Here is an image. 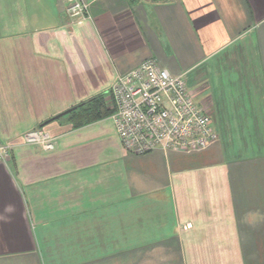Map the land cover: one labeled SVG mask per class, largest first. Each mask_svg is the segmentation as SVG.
I'll list each match as a JSON object with an SVG mask.
<instances>
[{
  "label": "crops",
  "instance_id": "1",
  "mask_svg": "<svg viewBox=\"0 0 264 264\" xmlns=\"http://www.w3.org/2000/svg\"><path fill=\"white\" fill-rule=\"evenodd\" d=\"M78 1L0 0V264H264V0ZM146 59L215 142L135 156L111 117L42 126ZM40 127L49 152L21 142Z\"/></svg>",
  "mask_w": 264,
  "mask_h": 264
},
{
  "label": "built area",
  "instance_id": "2",
  "mask_svg": "<svg viewBox=\"0 0 264 264\" xmlns=\"http://www.w3.org/2000/svg\"><path fill=\"white\" fill-rule=\"evenodd\" d=\"M83 6L67 0L70 17L80 16ZM112 118L119 142L132 155L154 151L196 152L217 140L210 117L198 108L182 75L172 76L153 59L116 78L110 89ZM22 144L49 152L55 139L39 128L26 133ZM13 146L0 142V163L7 164Z\"/></svg>",
  "mask_w": 264,
  "mask_h": 264
},
{
  "label": "trees",
  "instance_id": "3",
  "mask_svg": "<svg viewBox=\"0 0 264 264\" xmlns=\"http://www.w3.org/2000/svg\"><path fill=\"white\" fill-rule=\"evenodd\" d=\"M109 96L104 94L96 96L90 101L76 106L65 117L73 128H80L110 117L113 115L115 109L112 99Z\"/></svg>",
  "mask_w": 264,
  "mask_h": 264
},
{
  "label": "water",
  "instance_id": "4",
  "mask_svg": "<svg viewBox=\"0 0 264 264\" xmlns=\"http://www.w3.org/2000/svg\"><path fill=\"white\" fill-rule=\"evenodd\" d=\"M75 108H76V107H73V108H71V109H69V110H67V111H65V112H63V113H61V114H58L57 116L53 117L52 119H50V120L44 122V123L42 124V126H45V125H47V124H49V123H51V122H53V121H56V120H58V119H60V118H62V117H64V116L68 115V114H69L71 111H73Z\"/></svg>",
  "mask_w": 264,
  "mask_h": 264
},
{
  "label": "rangeland",
  "instance_id": "5",
  "mask_svg": "<svg viewBox=\"0 0 264 264\" xmlns=\"http://www.w3.org/2000/svg\"><path fill=\"white\" fill-rule=\"evenodd\" d=\"M109 92H110V90H109ZM109 92H108V93H109ZM108 95H110V93H109ZM107 98H109V97H107Z\"/></svg>",
  "mask_w": 264,
  "mask_h": 264
}]
</instances>
